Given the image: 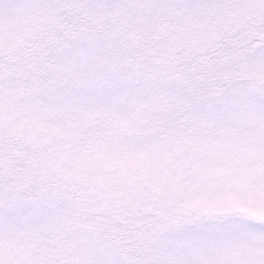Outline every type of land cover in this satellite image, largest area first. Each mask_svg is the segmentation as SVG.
Instances as JSON below:
<instances>
[{"label": "snow or ice", "instance_id": "obj_1", "mask_svg": "<svg viewBox=\"0 0 264 264\" xmlns=\"http://www.w3.org/2000/svg\"><path fill=\"white\" fill-rule=\"evenodd\" d=\"M0 264H264V0H0Z\"/></svg>", "mask_w": 264, "mask_h": 264}]
</instances>
